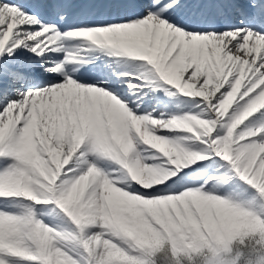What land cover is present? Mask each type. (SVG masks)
<instances>
[{
    "label": "snow or ice",
    "instance_id": "snow-or-ice-1",
    "mask_svg": "<svg viewBox=\"0 0 264 264\" xmlns=\"http://www.w3.org/2000/svg\"><path fill=\"white\" fill-rule=\"evenodd\" d=\"M0 264H264V0H0Z\"/></svg>",
    "mask_w": 264,
    "mask_h": 264
}]
</instances>
